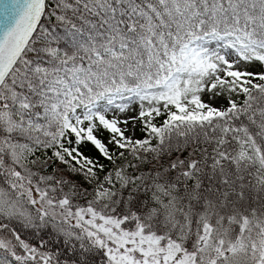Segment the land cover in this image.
Here are the masks:
<instances>
[{
  "label": "snow or ice",
  "instance_id": "obj_1",
  "mask_svg": "<svg viewBox=\"0 0 264 264\" xmlns=\"http://www.w3.org/2000/svg\"><path fill=\"white\" fill-rule=\"evenodd\" d=\"M0 264H264V0H0Z\"/></svg>",
  "mask_w": 264,
  "mask_h": 264
}]
</instances>
